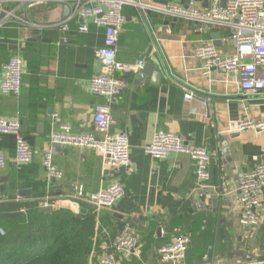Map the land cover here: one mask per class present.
Returning <instances> with one entry per match:
<instances>
[{
	"label": "crops",
	"instance_id": "0c3cea01",
	"mask_svg": "<svg viewBox=\"0 0 264 264\" xmlns=\"http://www.w3.org/2000/svg\"><path fill=\"white\" fill-rule=\"evenodd\" d=\"M141 1L154 7L177 3ZM211 2L197 0V6L208 10ZM219 2L225 6L228 0ZM1 7L0 81L11 57L20 54L26 66L21 97L0 92V117L18 118L34 151L33 162L20 167L15 162L14 137L0 135V153L7 159L0 172L1 204L14 200L24 210L53 197L58 203L54 210L87 213L94 209L79 200L77 191H84L87 198L118 181L124 197L112 210L96 213L101 215L95 238L99 247L87 264L110 253L126 223L141 243V258L128 264H164L159 249L182 235L191 240L184 264L264 261V190L257 229L240 225L238 193V174L264 164V132H240L235 127L246 119L264 120V92L244 94L235 76L205 70L194 55L195 48L204 44H214L224 55L234 53V47L220 42L228 33L225 28L202 33L196 23L150 10L142 15L140 8L125 7L117 59L132 64L147 54L162 56L171 77L165 75L156 85L151 76L142 82L137 75L121 76L131 89L111 104L112 132L129 137V167L116 173L103 171V159L93 150L59 148L54 163L64 175L54 180L44 167L53 115L58 113L59 122L75 133H95L96 107L107 103L90 92L91 79L101 69L95 51L104 45V30L90 22L91 32L80 34L75 19L71 30L63 32L59 24L72 16V9L61 0L33 6L3 1ZM8 13L17 19L2 25ZM181 85H187L196 97L185 101ZM158 130L179 135L189 147L205 149L211 156L209 181L197 177V163L187 154L152 159L145 147Z\"/></svg>",
	"mask_w": 264,
	"mask_h": 264
},
{
	"label": "built area",
	"instance_id": "2783aa9c",
	"mask_svg": "<svg viewBox=\"0 0 264 264\" xmlns=\"http://www.w3.org/2000/svg\"><path fill=\"white\" fill-rule=\"evenodd\" d=\"M3 1L0 0V12ZM33 6L46 0H19ZM71 6L72 16L59 24L63 32L71 30L74 20L80 34L91 32L90 22L104 30V45L95 51L101 69L91 79L90 92L95 97L103 98L106 104L96 107L94 115L95 133H75L71 126L59 122L55 113L54 128L51 131L49 147L44 153V167L48 177L61 180L64 173L55 163L54 156L59 148H76L93 150L103 159V171L118 172L130 165L129 137L123 133H113L115 120L111 104L131 89V84L121 76L137 75L144 69V60L128 64L117 59L118 42L125 24L123 9L135 6L166 16L186 20L201 26L200 31L208 32L212 28H225L228 33L222 36V45L234 47L232 54L224 55L214 44L199 45L194 55L200 59L207 71H224L237 78L244 94L264 92V0H228L222 7L219 0H212L211 8L201 10L197 0H185L181 3H168L164 7L144 4L141 0H61ZM1 24L17 19L12 13L5 15ZM64 44L70 40L64 38ZM25 61L20 54L10 58L4 67L3 79L0 81V92L4 95L19 98L22 95ZM185 101L192 100L196 93L187 85L180 86ZM236 130L240 132L254 130L264 132V120L246 119L238 122ZM0 135L12 136L15 139V162L23 167L33 162L34 151L26 139L18 118L0 117ZM146 153L155 160L165 159L170 155L187 154L197 163V177L207 182L210 179L208 164L210 154L202 148L187 146L183 139L172 132L158 130L152 142L145 147ZM7 159L0 153V172L5 170ZM264 190V164L253 171L238 174V193L240 201V225L257 229L261 224L260 207ZM79 200L90 203L97 214L109 211L124 197V188L118 181H113L106 188L89 197L78 193ZM57 207L53 197H46L39 203V208ZM4 234L3 231H0ZM190 238L182 235L173 243L159 249L164 264H184L189 248ZM92 256V255H91ZM141 258V243L126 223L119 236L110 246V253L101 256L97 261L90 259L89 264H128L133 259ZM202 264H211L208 261ZM240 264H264V261L242 262Z\"/></svg>",
	"mask_w": 264,
	"mask_h": 264
},
{
	"label": "trees",
	"instance_id": "16d2710c",
	"mask_svg": "<svg viewBox=\"0 0 264 264\" xmlns=\"http://www.w3.org/2000/svg\"><path fill=\"white\" fill-rule=\"evenodd\" d=\"M22 208L14 200L0 203V264H87L99 247L95 238L101 215L95 210L58 208L47 214L36 204Z\"/></svg>",
	"mask_w": 264,
	"mask_h": 264
},
{
	"label": "water",
	"instance_id": "95a60500",
	"mask_svg": "<svg viewBox=\"0 0 264 264\" xmlns=\"http://www.w3.org/2000/svg\"><path fill=\"white\" fill-rule=\"evenodd\" d=\"M177 3H180L181 0H174ZM222 6H224L222 4ZM141 11V14H144L143 9H139ZM144 69H142L138 74V80L140 82L146 80L148 76L152 77L151 83L160 85L162 82L163 77L169 76L171 77L170 70L168 68V65L166 63V60L160 56L159 58H156L154 56H150V54H147L144 57ZM173 79V78H172ZM176 81V80H173ZM54 211V208L49 206L46 208H40V212L50 214Z\"/></svg>",
	"mask_w": 264,
	"mask_h": 264
}]
</instances>
